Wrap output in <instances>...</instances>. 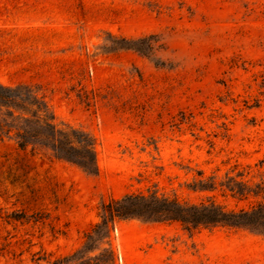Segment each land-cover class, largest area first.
<instances>
[{
	"label": "rangeland",
	"instance_id": "1",
	"mask_svg": "<svg viewBox=\"0 0 264 264\" xmlns=\"http://www.w3.org/2000/svg\"><path fill=\"white\" fill-rule=\"evenodd\" d=\"M0 82L36 87L97 159L88 173L0 140V264L106 260L85 238L102 203L147 187L261 198L226 183L264 184V0H0ZM109 234L114 264H264V234L244 228L133 217Z\"/></svg>",
	"mask_w": 264,
	"mask_h": 264
},
{
	"label": "trees",
	"instance_id": "2",
	"mask_svg": "<svg viewBox=\"0 0 264 264\" xmlns=\"http://www.w3.org/2000/svg\"><path fill=\"white\" fill-rule=\"evenodd\" d=\"M88 98V97H86ZM12 138L20 150L28 147L51 151L52 155L74 164L88 173L97 172L96 142L85 130L57 122L38 89L28 84L0 82V140ZM228 180L226 188L240 200L261 197L246 207L227 209L213 199L188 203L159 191L156 186L145 191L125 194L101 205V220L85 235L87 242L106 239V260L98 255L89 259L78 257L70 261L65 256L53 264H114L116 255L109 244L110 224L114 219L140 218L148 221L177 222L190 233L200 228H244L264 234V184L252 188L248 181ZM220 186L223 183L219 184ZM210 188H215L211 181ZM90 250V249H89ZM65 260H67L65 262Z\"/></svg>",
	"mask_w": 264,
	"mask_h": 264
}]
</instances>
